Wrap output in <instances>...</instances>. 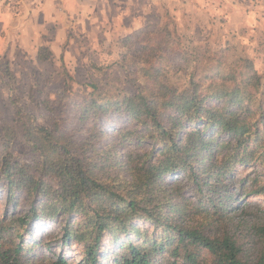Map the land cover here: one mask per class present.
<instances>
[{
  "label": "rangeland",
  "instance_id": "rangeland-1",
  "mask_svg": "<svg viewBox=\"0 0 264 264\" xmlns=\"http://www.w3.org/2000/svg\"><path fill=\"white\" fill-rule=\"evenodd\" d=\"M251 74L254 79H246ZM184 89H195L204 106L213 111L247 117L249 106L251 128L257 121L264 131V0H0V152L9 154L12 161L31 165L42 158V150L31 151L25 130L57 132V126L70 130L91 100L99 104L135 94L156 97L160 113L166 116L176 109L162 102L173 91L180 96ZM236 89L238 96L233 93ZM207 124L212 123L191 124L182 119L181 131L203 129ZM92 126L105 132L100 149L109 142L120 143V162L128 153L142 156L135 158L139 165L163 156L162 136L150 119H132L114 110L107 114L91 111L77 135H85ZM219 130L212 131L217 157L224 152L217 143L234 142ZM7 139L9 144L4 146ZM260 151L261 156L256 152L247 160L231 162L228 195L232 197L223 206L221 219L219 212H202L206 202L200 204L199 194L186 188V170L167 177L184 187L180 200L170 199L173 205L166 208L169 223L201 229L211 236L228 233L245 257L264 255V232L257 229L264 230V194L255 193L264 185V148ZM196 165L190 161V167ZM27 169L45 185L58 188L57 180L42 168ZM120 174L127 173L113 172ZM7 189V181L0 177V218L7 220L23 214L32 201L55 197L46 186L42 193H28L24 188L14 192L18 201L12 205L5 203ZM176 206L183 209L179 217ZM93 214V209L72 215L57 209L51 217L31 219L18 230L4 232L0 242L7 247L9 241L22 239L24 259L30 264H52L60 255L67 257V264H85L82 243L72 238L65 241L64 226L69 219L73 229L83 228ZM163 224V220L153 225L145 221L146 235L161 234ZM132 228L110 236L111 245L108 238L103 243L115 249L127 244L129 237L134 243L144 240V236H134ZM192 252L206 262L212 260L206 249ZM180 254L175 259L181 261ZM162 259L167 261L166 251L157 255L158 262Z\"/></svg>",
  "mask_w": 264,
  "mask_h": 264
},
{
  "label": "trees",
  "instance_id": "trees-1",
  "mask_svg": "<svg viewBox=\"0 0 264 264\" xmlns=\"http://www.w3.org/2000/svg\"><path fill=\"white\" fill-rule=\"evenodd\" d=\"M39 58L42 59V55ZM252 77L251 74L246 79ZM233 93L235 96L239 95L237 89ZM203 102L196 95L195 89H184L180 96L173 91L171 97L163 101L162 105L175 108L176 113L162 116L156 97L135 94L124 96L122 100L115 102L99 104L91 100L85 103L84 115L70 130L60 126L56 127L57 132L45 128H40L38 133L31 128L25 130L24 136L32 147L31 151L42 150V158L34 159L31 165H27L12 161L9 154L0 152V177L8 185L5 203L16 205L18 199L14 192L24 188L28 193H42L46 186L50 191L49 195L55 197L32 201L23 214L12 215L8 220L4 216L0 218V239H3L4 232L18 230L22 223L31 219L51 217L57 209H63L67 215H72L77 210L87 213L89 209H93V217H90L91 220L83 228L73 229L69 219L64 226L65 241L72 238L82 243L86 255L85 264H264V255L258 258H250L248 255L245 257L241 245L228 233L211 236L201 229L168 221L169 212L166 208L173 205L170 199L180 200L184 187L175 181H168L167 177L186 170L189 181L186 188H192L199 194L200 204L206 202L202 212L205 215H212V210L219 212L221 219L225 210L223 206L232 197L231 194L228 195L231 162L236 158H240V161L247 160L256 152L260 156L263 154L260 149L264 148V131L257 121L254 128H251L252 124L247 121L252 116L249 106L245 109L247 117H239L233 111H213L205 107ZM98 110L105 114L114 110L115 113L132 119H150L162 136L163 156L139 165L140 161L135 158L142 156L128 153L120 162V143L109 142L100 149L99 145L105 133L101 129L92 126L85 135H77L87 115ZM182 119L191 124H212H207L203 129L182 132ZM216 128L226 132L234 141L232 144L230 141L226 144L217 143L224 150L219 157L215 156L216 136L212 133ZM122 136V141H125L127 134L123 133ZM7 141H4V146L9 144ZM190 161L197 165L190 167ZM33 166L42 168L45 175L55 178L58 188L52 189L44 181L32 176L27 167ZM119 171L126 172L129 179L123 180L126 175H113V172ZM220 176L223 178L220 179ZM160 182L165 183L164 186L158 185ZM119 192L124 193L121 195ZM255 193L264 194V185ZM84 198H87L86 202ZM56 202H59L58 207ZM121 203L122 205H118ZM177 206L174 210L179 217L183 209ZM162 220L164 228L161 234L147 236L145 232L149 228L145 226V221L153 225ZM131 221L133 224H130ZM141 221L143 224L139 225ZM130 225L134 229L131 233L134 236H144V240L134 243L129 237L127 244L123 243L112 249L110 236L115 235L118 230L123 234L128 233L127 228ZM257 229L264 232L262 227ZM17 235L22 238V234ZM103 239H107L110 245L106 241L103 243ZM9 242L7 247L0 242V264H30L24 259L23 240L20 239L18 243ZM192 249H206L212 260L206 262L193 253ZM179 250L182 255L178 253ZM161 251H166L167 261H157V255ZM178 254L181 261L175 259ZM169 257L173 259L170 260ZM67 262V257L60 255L52 264Z\"/></svg>",
  "mask_w": 264,
  "mask_h": 264
}]
</instances>
